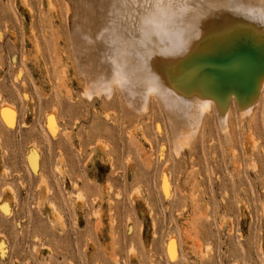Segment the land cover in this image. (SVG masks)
I'll return each instance as SVG.
<instances>
[{
    "label": "rangeland",
    "instance_id": "374dc122",
    "mask_svg": "<svg viewBox=\"0 0 264 264\" xmlns=\"http://www.w3.org/2000/svg\"><path fill=\"white\" fill-rule=\"evenodd\" d=\"M70 6L0 0V264H264V84L176 151L156 100L92 91Z\"/></svg>",
    "mask_w": 264,
    "mask_h": 264
},
{
    "label": "bare ground",
    "instance_id": "6f19581e",
    "mask_svg": "<svg viewBox=\"0 0 264 264\" xmlns=\"http://www.w3.org/2000/svg\"><path fill=\"white\" fill-rule=\"evenodd\" d=\"M69 2L73 43L92 91L109 95L115 83L137 110L156 100L176 151L197 132L210 103L225 128L228 96L241 114L257 102L264 0Z\"/></svg>",
    "mask_w": 264,
    "mask_h": 264
}]
</instances>
